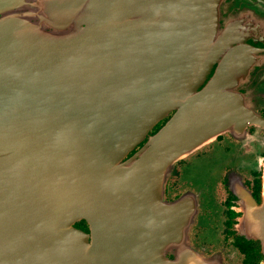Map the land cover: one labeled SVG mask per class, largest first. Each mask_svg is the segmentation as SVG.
<instances>
[{"label": "water", "instance_id": "obj_1", "mask_svg": "<svg viewBox=\"0 0 264 264\" xmlns=\"http://www.w3.org/2000/svg\"><path fill=\"white\" fill-rule=\"evenodd\" d=\"M211 15V0H0V264H85L67 239L85 198L119 203L147 154L171 165L201 142L178 111L127 158L194 88L195 19ZM262 194L245 220L264 264V180Z\"/></svg>", "mask_w": 264, "mask_h": 264}, {"label": "flooded vegetation", "instance_id": "obj_2", "mask_svg": "<svg viewBox=\"0 0 264 264\" xmlns=\"http://www.w3.org/2000/svg\"><path fill=\"white\" fill-rule=\"evenodd\" d=\"M211 1L213 15L197 17L199 31L192 32L203 47L194 58L195 72L184 76L194 88L178 97L127 158L135 164L145 143L178 111L185 122V112L192 110L204 136L171 165L164 152L147 154L136 167L154 166L149 173L133 170L129 197L119 203L105 191L95 200L85 198L87 214L72 222L74 232L67 237L70 245L86 249L85 264L122 258L133 264H174L181 258L195 264H261L260 243L247 234L245 216L250 198L260 201L263 195L264 0ZM218 126L224 128L207 137ZM116 211L128 216L113 217ZM126 246L129 252L123 251Z\"/></svg>", "mask_w": 264, "mask_h": 264}]
</instances>
